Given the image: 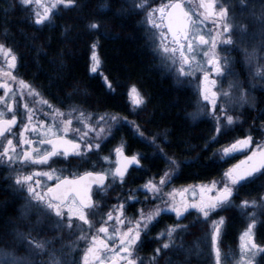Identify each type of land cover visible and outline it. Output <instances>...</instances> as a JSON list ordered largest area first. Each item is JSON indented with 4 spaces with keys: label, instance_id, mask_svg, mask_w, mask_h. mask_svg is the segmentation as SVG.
<instances>
[{
    "label": "snow or ice",
    "instance_id": "snow-or-ice-1",
    "mask_svg": "<svg viewBox=\"0 0 264 264\" xmlns=\"http://www.w3.org/2000/svg\"><path fill=\"white\" fill-rule=\"evenodd\" d=\"M18 2L25 9H31L35 25L54 26V17L61 6L77 10L84 7L81 0ZM125 2L129 6L125 8L121 5L114 15L144 13L143 21L154 50L170 67L178 65V80L195 77L202 72L199 94L207 103L198 106V111L190 115L193 119L207 116L214 122V134L206 140L205 149L218 142L219 136L226 135L234 126L243 123L240 115L229 114L237 105L243 108L250 103L248 91L241 86V82L230 81L226 90H215L219 88L218 80L222 82L223 77L231 72L233 63L228 56H220L218 48L235 49L233 33L237 30L241 38L247 35V26L235 22L233 6L222 5L220 0H162L160 4H155L154 0ZM239 3L244 9L247 8L246 0H239ZM97 9L100 12L111 10L108 0L98 4ZM250 15L260 25L264 37V5L259 14L252 11ZM209 24L211 27H208ZM86 27L89 31H99L102 25L92 20ZM64 31L67 33L69 29L66 27ZM98 46V40L91 44L90 71L93 73L99 71L102 63L97 54ZM261 47H264V40ZM243 54L251 64L257 56V49H244ZM0 57V89L3 90V94H0V167L8 168L6 179L10 181L9 187L13 193L22 194L20 198L24 204L19 210L18 219L27 226V231L17 226L10 233L0 234V241H4L5 235L13 236L11 246L6 243L0 247V264H49L35 257L48 251L52 241L32 235L45 220L54 222L53 231L66 229L69 233L74 230L80 232L77 242L87 244L82 264H143V258L136 254L137 249L162 215L174 214L179 221L193 211L196 218L190 224L173 223L157 234L156 238L163 239L164 243L155 249L149 258L150 264H155L164 251L172 249L204 256L208 233L197 237L187 249L182 238L177 243V236L187 233L197 223L208 221H211L210 247L214 264H224L226 254L222 252L220 242L226 217H212L232 208L238 209L249 221L240 235L238 258L234 255L235 264H260V260L264 259V246L254 238L258 224L264 223L258 219V214L264 215V193L235 203L238 191L246 185L264 188V137L257 140L250 132L215 150L213 157L218 156L220 162H227L236 153H248L243 160L225 169L218 179L165 191L175 179L182 162L168 156L157 145L156 137H146L135 120H129L119 113L87 112L77 104L70 105L67 110L55 106L32 83L15 74L18 56L2 42ZM206 66L210 71L205 70ZM212 75L216 78H211ZM256 75L264 77L259 68ZM104 83L108 90L115 91L107 76ZM234 90H239V94L234 95ZM68 95L71 97L72 93ZM127 96L133 113L147 103L135 84L129 86ZM205 107L208 108L207 112ZM123 125H128L135 135L155 146L167 166L158 179L155 175L151 176L137 188L129 189L132 195L111 205L104 213L100 211L104 207L101 201L118 185L123 188L130 166L143 167V154L126 155L123 141L109 155L98 156L103 144ZM17 127L20 128L18 140L14 131ZM252 128H255L254 124ZM259 130L264 131V124ZM94 155L97 160L93 161L92 170L83 173L70 171L64 166L53 167L72 165L79 168ZM73 161L77 163L73 165ZM29 168L48 170L26 171ZM257 181H260L258 185ZM137 192L144 194L143 199L136 195ZM97 195L101 200L95 199ZM116 199H121L119 194ZM130 202L142 205L134 217L125 214ZM249 208L252 211H248ZM33 215L36 216L34 223L31 221ZM19 248L24 251L19 252ZM56 251L53 249L49 253V261L51 264H63L55 256Z\"/></svg>",
    "mask_w": 264,
    "mask_h": 264
},
{
    "label": "trees",
    "instance_id": "trees-1",
    "mask_svg": "<svg viewBox=\"0 0 264 264\" xmlns=\"http://www.w3.org/2000/svg\"><path fill=\"white\" fill-rule=\"evenodd\" d=\"M81 2L82 9L58 11L53 26L35 25L25 16L18 0H0V36L14 44L21 77L56 105L76 103L90 111L127 117L130 112L126 93L135 84L147 100L136 122L148 133L165 134L164 149L182 160L179 179L195 182L217 177L216 171L221 170V165L213 157V151L227 142L228 134L205 149L210 129L187 118L191 108L187 89L177 85L158 65L139 24V14L114 15L121 5L126 7L123 0H108L111 10L104 12L97 9L103 0ZM92 20L102 25L99 31L87 29ZM97 40L100 69L113 83L114 92L108 90L101 76L89 71L91 44ZM129 133L120 132L127 142L126 150L146 154L147 149L140 143L135 144ZM156 165V160L146 163L150 169ZM2 199L0 234L7 227L4 217H8V207H2ZM260 264H264V259Z\"/></svg>",
    "mask_w": 264,
    "mask_h": 264
},
{
    "label": "rangeland",
    "instance_id": "rangeland-1",
    "mask_svg": "<svg viewBox=\"0 0 264 264\" xmlns=\"http://www.w3.org/2000/svg\"><path fill=\"white\" fill-rule=\"evenodd\" d=\"M17 1V0H16ZM124 4H125V8H127L129 5L128 3L125 2V0H123ZM162 2V0H156V2H154L155 4H160ZM220 3L222 5H232L233 6V10H234V15H235V22L237 24L240 25H246L247 26V35L243 36V38H241L239 30H237L236 32L233 33V39L235 40V49L229 47L226 48V51H228L229 53L225 54V56H228L233 63L231 64V72L228 73L227 75H225L223 77L222 82L218 80V85L219 88L215 89L217 91L224 89L226 90L228 88V84L230 81H239L241 82V86L243 87V79L240 77V72L238 69H242L243 72H245V74L248 76L249 74V65L244 61L243 57V50L247 49L248 51H251L253 48H255L256 46H258V40L256 36H260L261 37V29L258 30V27H260V25L255 21V19L250 15V12L255 11L257 14H259L260 10H261V6L264 5V0H246V4H247V8L244 9L242 5H240L239 0H220ZM23 8V11L25 13V16L34 23V17L31 15V9H25L23 6H21ZM64 8L61 6V8L58 11H62ZM65 10V9H64ZM57 11V12H58ZM139 14V24L142 26L143 29V33L145 34V38L148 44L149 49L152 51V53L155 56V59L158 62V65L167 73L170 75V77L173 79V81L180 86H183L186 89H190L192 91H194L195 93V101H194V105L193 108L188 109L186 116L187 118L191 121V122H198L200 121L202 118H206L207 116H198L196 119H193L192 116L190 115V113H194L198 111V106H204L207 102H204L202 100V97L199 94V85H200V80L202 78V72H198L196 74L195 77H190L187 79H181L178 80L177 79V67H170L169 64H167L160 56L159 53H157L154 50V46L151 44L150 42V33L147 32L144 21H143V17H144V13L140 12ZM208 27H210V25H208ZM261 28V27H260ZM260 31V32H259ZM0 42L5 43L6 46L11 47L14 50V44L12 45L10 43V41H5L4 39H2V37L0 36ZM98 54V52H97ZM99 56V55H98ZM237 56H240V60H237ZM0 59L2 60V57H0ZM238 64L240 66H238ZM90 66H91V51H90V55H89V71H90ZM205 70H209V68H207ZM91 74H97L99 76H101V78L104 80V76L103 73L101 72V69H99L98 72L93 73L90 71ZM211 78H216L214 75H212ZM129 88V87H128ZM244 88V87H243ZM245 89V88H244ZM128 92V89H127ZM239 94V90H234V95H238ZM249 94V93H248ZM44 96V95H43ZM45 97V96H44ZM46 98V97H45ZM126 98H127V103L129 106V112H130V116H128L129 120H140L138 119V117H141V115L143 114V109L138 110L136 113H133L131 111V105L128 101V96L126 93ZM47 99V98H46ZM223 103V101H221ZM52 103V102H51ZM54 104V103H52ZM72 104H76V103H71V104H67L64 106H59L54 104L57 107H60L64 110H67L68 107ZM78 105V104H77ZM82 107V106H81ZM83 108V107H82ZM85 109V108H84ZM87 112H94V111H90L85 109ZM208 111V108L205 107V112ZM94 113H99V112H94ZM115 114V113H113ZM229 114L234 115V111L230 112ZM123 116V115H121ZM209 118V117H208ZM141 126V130L145 133L146 137H156V143L159 147L164 149V144L167 142V138L165 136V134H153V133H148L146 130H144V127L139 124ZM208 126V128L210 129V136L211 137L214 134V124H206ZM239 125V124H238ZM237 126H234L229 132H233L236 133L237 129L239 128ZM248 124H242V126H245V129L248 128L247 126ZM236 129V130H235ZM235 130V131H234ZM123 131H127L130 132V136L132 138H134L136 140L135 144L140 143L142 146H144L147 149V153L144 154L142 153L140 150L133 152V153H142L143 154V158L141 159L143 162V170L145 172H151V174L149 176H147V178L144 180V182L151 176H156V178H159V175L163 172V170L166 168V163L164 161V159L160 156V154L155 150V146L149 144L145 139L138 137L137 135L134 134V132L132 131V129L128 126V125H123L121 127H119L117 130H115L114 132V136L112 138H109L102 147V150L98 153V156H104V155H109L111 150L114 149L118 144H120L122 141L125 143L126 147L125 149L128 147L127 142L125 140L124 137H122L120 135V132L122 133ZM223 135L219 136L218 138H222ZM238 137V136H237ZM236 137V138H237ZM228 143H225L223 145H221L220 147H218L217 149H220L222 146L227 145ZM212 145H214V143H212ZM214 147V146H212ZM129 149H133V146L130 147ZM215 149V150H217ZM214 150V151H215ZM164 151L167 153L168 156L174 157L173 155H170L165 149ZM213 151V152H214ZM175 158V157H174ZM215 159L219 160V157L216 156L214 157ZM112 159L114 160V153H112ZM176 159V158H175ZM97 160V156L94 155L92 156L87 163L84 164L83 167H92V163L93 161ZM153 160H156V162H158V165H156V168H147L146 167V163L150 162L152 163ZM114 166V165H113ZM97 167H99V164L97 165ZM229 167V166H228ZM228 167H226L225 169H227ZM224 169V170H225ZM224 170H218L216 171V173L218 174L217 177H214L216 179H218L221 175V173ZM212 178V179H214ZM209 179L208 181L212 180ZM143 182V183H144ZM260 183V181H257ZM256 182V183H257ZM201 183H206V182H201ZM196 184H200V182H194L191 184H187L186 186H178L175 185L173 182L168 186V188L165 189V191H168L169 189L175 187L177 189L182 188V187H187L189 185H196ZM258 184V183H257ZM254 194L250 195V196H242V197H237L235 199V203L239 204L240 200L242 199H252L253 197L258 196L260 193H264V188H259L257 187L254 192ZM131 192L128 191V193H122V198L120 200H117L116 204L120 203L124 198L130 196ZM136 195H138L140 198H142V196L144 195L142 192H137ZM110 208V206L108 205L106 207V212L108 211V209ZM128 208H126V215L129 217H134L135 214L132 216L130 213H128ZM248 211H252L251 208H249ZM227 212L229 214H232L233 219L235 220V224L237 226L236 229V244L235 246H237L236 252H235V257L238 258L239 255V245H240V235L241 233L244 231V229L246 228L247 223L249 222L247 217L243 214H241V212L236 209V208H232V209H228ZM20 214V212H19ZM19 214L17 216V220H16V226L15 227H19L20 230L23 231H27V226L25 222L20 221L19 218ZM223 213L220 211L218 212L216 215H214L212 217V219H217L218 216H222ZM196 217V213L193 211L191 215H187L186 217ZM258 219L261 221H264V215H259L258 214ZM36 220V218H31V221L34 223ZM166 220H169L168 223L165 224L164 228L159 227V225H157V229H156V235L162 230L165 229L167 225H171L173 223H179L182 224L181 222L184 221L176 220V217L174 216V214L171 213H167L162 215V217L160 218L161 223H164ZM232 218L230 217L229 221H231ZM233 222V223H234ZM211 221H209V225H210ZM54 222L52 221H48L46 220L42 225H39L36 227V231H33L32 235L33 236H37L39 239H47L52 241V243L50 245H48V251H46L43 255H39L36 256L35 259L38 261H45V262H49V264H51V262L49 261V253L55 248L57 249V251L55 252V256L59 259H61L63 261V264H82V257L84 254L85 249L87 248V244L83 241H79L77 242V238L80 236V232L78 230H74L72 233H69L66 229L61 230V229H56L55 231L52 230ZM261 224H263V227H260ZM258 224L256 230H255V240L256 242L261 245L264 246V242H263V238H264V223ZM14 227V228H15ZM96 227H99V224H96ZM260 228H262V230H260ZM12 231V230H11ZM261 231V233L259 232ZM208 246L205 248V255L204 256H197L195 253L189 254L187 251H183V258L182 261L185 264H188V261L191 260V263H197V264H214V257L211 255V247H210V228L208 227ZM182 234H179L177 237V243H180V240L182 238V236H180ZM205 235V234H204ZM202 235V236H204ZM201 237V236H200ZM183 241H184V236H183ZM68 240V241H66ZM196 240V239H195ZM13 241V238L11 240H9V236H6V239H4V241H0V247H4L5 244L7 243L8 246H11V242ZM62 246H61V245ZM190 243H185L184 242V247L185 249H187L188 247H190L192 245H189ZM55 245V247H54ZM162 245V241L160 246ZM158 246V247H160ZM64 247H66V249L64 250ZM157 248V247H156ZM19 252H23L24 249L23 248H19L18 249ZM59 251V252H58ZM177 251H180V249H178ZM181 251V252H182ZM75 255V256H74ZM152 256V255H150ZM148 259V258H147ZM203 262V263H202ZM227 264V262H225ZM224 263V264H225ZM230 263V262H228ZM143 264H150V260L148 259V261H145L143 259ZM156 264H158L156 262ZM230 264H235V260H234V256L232 257L231 263Z\"/></svg>",
    "mask_w": 264,
    "mask_h": 264
},
{
    "label": "flooded vegetation",
    "instance_id": "flooded-vegetation-1",
    "mask_svg": "<svg viewBox=\"0 0 264 264\" xmlns=\"http://www.w3.org/2000/svg\"><path fill=\"white\" fill-rule=\"evenodd\" d=\"M198 2V1H197ZM211 27V24H209ZM261 29L260 27H258V30ZM260 32V31H259ZM261 33V32H260ZM261 35V34H260ZM257 40H258V46H256L255 48L257 49V56L256 58L251 62V64H249L246 60L245 57H243L244 61L249 65V74L248 76L245 74V72L242 71V69H238L240 72V77L243 79V87L248 91V96H249V100L250 103L244 105L243 108H240L239 105H237V107L234 110V115H240L241 119L243 121V123H239L238 125V129L236 131V133L233 132H229L228 137L225 139L227 140L226 143H230L232 140L242 137L244 135H248L251 134L255 136V138L257 140H260L262 137H264V131H260V126L262 124H264V77L260 76V75H256L257 69L259 68L261 73H264V47H261L262 44V40H264V37L256 36ZM218 52L220 56H225V54L229 53L228 51H226V48L224 47H219L218 48ZM237 60H240V56L236 57ZM1 60V59H0ZM238 66H240L238 64ZM15 74L19 77H21L20 73H19V58H18V68L15 71ZM22 78V77H21ZM188 92V101L190 103L191 108H193L194 105V101H195V93L194 91L187 89ZM0 94H3V90L0 89ZM190 108V109H191ZM192 123H196V122H192ZM197 124H214V122L211 120V118H202L200 121L197 122ZM242 124H248V128L245 129V126H242ZM253 124L255 125V128H252ZM236 130V129H235ZM234 130V131H235ZM17 134L16 136V140H18V133L20 131V128L17 127L14 130ZM226 135H223L222 138H224ZM219 139V138H218ZM0 150H2V144H0ZM125 154L126 155H132L134 154L133 152H128L125 149ZM248 153L245 152L243 154L240 153H236L233 155L232 158H229L227 160V162H220L221 165V170H224L226 167H230L231 165H234L236 162H238L239 160H242L245 158V155H247ZM114 160H115V155H114ZM177 161L182 162V160L177 159ZM76 161H73V165L76 164ZM141 165H143V162L141 160ZM68 167L70 169V171L73 172H80L83 173L84 171L87 170H92V167H83L84 164H82L79 168H75L72 165H53V167ZM99 168V167H97ZM182 168V163H181V167ZM180 169L178 170L177 173V177H175V179L172 181L175 185L178 186H183V185H187V184H191L194 182H185L182 179H179V172ZM47 171L48 169L46 168H37V169H32L29 168L26 171ZM8 168L7 167H0V197H2V207H8V212L6 213L8 215V217H4V221L5 223H7V227L5 228L3 233H10L12 229H14V227L16 226V220H17V216L19 214V210L21 208V206L24 204V200L22 198H20V195L22 194H15L13 193L12 189L9 187V183L10 181H8L6 179L7 175H8ZM151 174V172H145L143 170L142 167H138V166H130L129 168V172L126 176V183H124L123 188L121 189V187H119V185L114 188L113 190H111L108 194L107 197H105L101 202L104 204V207L101 208V212L106 213V207L109 205L111 207V205L116 204L117 202V195L119 194L120 198H122V193H128L129 189H135L138 186L142 185L144 180L147 178V176H149ZM65 175H67V173H65ZM195 182H208V180H201V181H195ZM259 184V182H257ZM256 183V184H257ZM48 184L50 185L51 182H48ZM257 184V185H258ZM257 187L252 186V185H246L244 188H241L238 191L237 197H242V196H250L252 194H254V190ZM132 195V193L130 194ZM96 200H101V197L99 195H97L95 197ZM143 199V196L142 198ZM152 203H156V201H153ZM151 206V205H149ZM1 207V206H0ZM142 205L140 203H135V202H130L128 208V213H130L132 216L134 214H136V210L141 208ZM223 213L222 216L226 217V224L224 226V230L221 236V242H220V247L221 250L224 254H226V258L224 260V263L227 262V264L231 263L232 257L235 255L237 246H235L236 244V229L237 226L235 224V220L232 217V214H229L226 211H221ZM5 214V215H6ZM230 217L232 218L231 221H229ZM31 218H36L35 215L31 216ZM196 217H186L185 219H183L184 221H182V224H190V222H192ZM97 220L99 219L98 217L96 218ZM46 221V220H45ZM44 221V222H45ZM43 222V223H44ZM169 220H166L164 223H161L160 219L159 222L156 223L151 230L147 233V235L143 238L144 242L142 244V246L137 249V256L142 257L145 261H148V259L151 257L150 255L154 254V251L156 249V247L160 246L161 241L162 244L164 243L163 239H157V235H156V229H157V225H159V227L164 228L165 224L168 223ZM234 222V223H233ZM180 223V222H179ZM99 223H97L98 225ZM208 227H209V221L207 223H197L194 227H190L187 233H184L180 236H184V242L185 243H190L189 245H191V243L197 238L200 237L202 235H204L205 233H207L208 231ZM260 227H263V224H261ZM260 230H262V228H260ZM261 233V231H259ZM179 235V234H178ZM6 236H9V240H11L13 238L12 235H5V239ZM179 237V236H177ZM166 239V237H165ZM178 249H172V250H168V251H164L158 258V260L156 261L158 264H185L182 261L183 258V251H177ZM182 251V252H181ZM148 258V259H147ZM150 260V259H149ZM155 262V264H156ZM230 262V263H228ZM203 263V262H202ZM188 264H192L191 260L188 261ZM196 264V263H195ZM226 264V263H225Z\"/></svg>",
    "mask_w": 264,
    "mask_h": 264
},
{
    "label": "water",
    "instance_id": "water-1",
    "mask_svg": "<svg viewBox=\"0 0 264 264\" xmlns=\"http://www.w3.org/2000/svg\"><path fill=\"white\" fill-rule=\"evenodd\" d=\"M197 1H198V0H197ZM242 160H243V159H242ZM239 161H241V160H239ZM239 161H238V162H239ZM238 162H236L235 164H237ZM132 166H135V165H132Z\"/></svg>",
    "mask_w": 264,
    "mask_h": 264
}]
</instances>
